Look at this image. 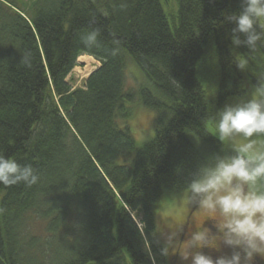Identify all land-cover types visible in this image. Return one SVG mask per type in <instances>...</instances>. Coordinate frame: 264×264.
I'll use <instances>...</instances> for the list:
<instances>
[{
    "label": "trees",
    "instance_id": "obj_1",
    "mask_svg": "<svg viewBox=\"0 0 264 264\" xmlns=\"http://www.w3.org/2000/svg\"><path fill=\"white\" fill-rule=\"evenodd\" d=\"M176 2L0 0V154L39 177L0 184V264H173L154 211L208 157L230 153L208 117L264 76V52L235 66L248 50L231 51L224 16L239 0ZM93 29L89 48L81 37ZM81 55L101 64L72 91L66 78ZM127 58L148 86L126 89ZM206 72L218 74L211 98ZM136 99L155 114L141 146L118 124Z\"/></svg>",
    "mask_w": 264,
    "mask_h": 264
},
{
    "label": "clouds",
    "instance_id": "obj_2",
    "mask_svg": "<svg viewBox=\"0 0 264 264\" xmlns=\"http://www.w3.org/2000/svg\"><path fill=\"white\" fill-rule=\"evenodd\" d=\"M232 25L227 38L237 52L235 66L244 71L251 60L264 52V0H239L238 11L225 14ZM99 29L81 37L86 47L98 42ZM30 54L22 53L28 64ZM208 120L221 142H230L231 153H216L199 165L186 183L187 203L209 214L216 233L209 228L194 232L183 260L187 264H255L264 257V76L253 94L234 103H225ZM39 177L31 165L0 154V184L31 186ZM174 233L163 237L167 253ZM208 249V252L204 250ZM218 253L213 256L212 252Z\"/></svg>",
    "mask_w": 264,
    "mask_h": 264
},
{
    "label": "rangeland",
    "instance_id": "obj_3",
    "mask_svg": "<svg viewBox=\"0 0 264 264\" xmlns=\"http://www.w3.org/2000/svg\"><path fill=\"white\" fill-rule=\"evenodd\" d=\"M25 7L30 5L34 0H21ZM175 4L178 8L176 0ZM175 8V5H173ZM176 8V9H177ZM167 13V11H166ZM176 14L172 16L176 23ZM170 20V19H169ZM234 51V49H233ZM77 65L72 69L71 73L67 76L66 81L70 85L72 91L76 88L85 89V82L88 77L100 67V61L96 60L92 56L81 55L77 59ZM217 74V73H216ZM215 72H206L204 74L205 90L207 95L211 98L214 97L217 91V82L214 78L218 76ZM236 74H234V82L236 83ZM243 84V94L242 99H246L251 96L257 86L256 83L250 80H245ZM125 82L126 89L138 90L144 86H148V81L144 76L143 72L138 68V66L131 60L127 58L125 61ZM58 99H56L57 101ZM240 99H233L229 103L237 102ZM59 105V101H57ZM127 109H130V116L126 120H118L120 126H126L133 136L137 146H141L146 142L150 141L154 136L155 127V114L152 110L144 107L139 100H135L132 103H127L125 105ZM210 130L214 135V129L210 126ZM215 136V135H214ZM216 137V136H215ZM217 138V137H216ZM218 139V138H217ZM219 140V139H218ZM224 146L231 153V143L222 142ZM129 160V158H127ZM186 191L182 190L177 195H166L164 200L159 204L158 208L154 211V218L156 229L160 238V241L164 245L163 237L167 234L174 233V238L171 244L168 246L167 254L168 258L174 259L173 264H187L183 260V255L187 248V243L191 235L196 231H202L204 228H209L213 234L216 233V228L214 227L215 221L209 216L204 210L198 207L191 206L187 203ZM140 229L143 228L139 219L133 218ZM208 252V249L204 250ZM214 256L218 253L212 252ZM255 264H264V257H257Z\"/></svg>",
    "mask_w": 264,
    "mask_h": 264
},
{
    "label": "flooded vegetation",
    "instance_id": "obj_4",
    "mask_svg": "<svg viewBox=\"0 0 264 264\" xmlns=\"http://www.w3.org/2000/svg\"><path fill=\"white\" fill-rule=\"evenodd\" d=\"M213 255V254H212ZM214 256V255H213Z\"/></svg>",
    "mask_w": 264,
    "mask_h": 264
}]
</instances>
